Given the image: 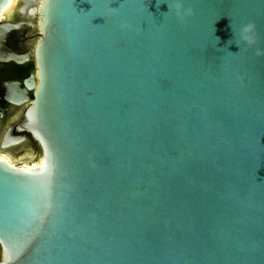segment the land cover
I'll use <instances>...</instances> for the list:
<instances>
[{"label":"water","instance_id":"95a60500","mask_svg":"<svg viewBox=\"0 0 264 264\" xmlns=\"http://www.w3.org/2000/svg\"><path fill=\"white\" fill-rule=\"evenodd\" d=\"M18 4L41 161L0 158V264H264V0Z\"/></svg>","mask_w":264,"mask_h":264},{"label":"flooded vegetation","instance_id":"af4514ba","mask_svg":"<svg viewBox=\"0 0 264 264\" xmlns=\"http://www.w3.org/2000/svg\"><path fill=\"white\" fill-rule=\"evenodd\" d=\"M19 5H16L10 17L8 14L12 8L6 12L0 22L21 21L27 23L32 21L36 23L37 17H25L18 12ZM36 36L38 39L37 26L24 25L20 29L12 30L4 41L0 40V156L7 157L13 163L14 160L11 157L14 155H19L24 151V155H31L33 149L40 151L38 141L21 126L25 120V113L30 105V100L21 104H14L10 101V89L15 82H18L21 88L26 90V96L29 99L33 97V89L27 88L24 80L30 78L32 74L36 76L37 73L34 59L35 43L33 44ZM10 53L28 54L29 59L23 63H16L13 60H8Z\"/></svg>","mask_w":264,"mask_h":264},{"label":"rangeland","instance_id":"374dc122","mask_svg":"<svg viewBox=\"0 0 264 264\" xmlns=\"http://www.w3.org/2000/svg\"><path fill=\"white\" fill-rule=\"evenodd\" d=\"M18 4V0H15V2L13 3V7H12V10H11V12L8 14L9 15V17L12 15V13L14 12V10H15V7H16V5ZM36 39H37V36L36 37H34V40H33V44L35 43V41H36ZM25 152V151H24ZM24 152H22L21 154H19V155H14L13 157H11V159H13L14 160V165L15 166H17V167H22V166H24V165H28V163H30V162H33V163H35V162H37V160H38V158H39V155H40V151L39 150H35V149H33V152H32V154L31 155H24ZM6 154V153H5ZM21 155V156H20Z\"/></svg>","mask_w":264,"mask_h":264},{"label":"bare ground","instance_id":"6f19581e","mask_svg":"<svg viewBox=\"0 0 264 264\" xmlns=\"http://www.w3.org/2000/svg\"><path fill=\"white\" fill-rule=\"evenodd\" d=\"M14 2H15V0H10L8 6L3 10V13H6V12L10 11L11 8L13 7L12 5H13ZM30 13H32V12H30ZM0 158H1V159H4V160H5L7 163H9L10 165H12V166H14V167H17V166H15V165H14V164H13L8 158H7V157H5V156H0ZM40 161H41V160H40ZM40 161H37V162L32 163V164H28V165L26 164V165H24V166H22V167H18V168H36Z\"/></svg>","mask_w":264,"mask_h":264},{"label":"clouds","instance_id":"9594fccd","mask_svg":"<svg viewBox=\"0 0 264 264\" xmlns=\"http://www.w3.org/2000/svg\"><path fill=\"white\" fill-rule=\"evenodd\" d=\"M176 12H177L178 16L181 14H184V15H191L192 14L191 9H183L182 5L177 8ZM251 27H252L251 25H248V26H246L245 30L250 29Z\"/></svg>","mask_w":264,"mask_h":264}]
</instances>
